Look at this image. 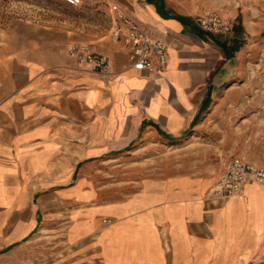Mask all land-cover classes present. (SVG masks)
<instances>
[{"label": "crops", "instance_id": "obj_1", "mask_svg": "<svg viewBox=\"0 0 264 264\" xmlns=\"http://www.w3.org/2000/svg\"><path fill=\"white\" fill-rule=\"evenodd\" d=\"M112 1L164 42L166 69H132L106 27L94 42L107 73L69 58L58 99L47 65L15 61L1 71L0 264H264V183L228 199L213 194L232 158L210 174L101 182L109 165L146 146L173 147L254 98L256 82L244 76L260 32L251 0ZM208 9L235 18L229 35L199 28Z\"/></svg>", "mask_w": 264, "mask_h": 264}, {"label": "rangeland", "instance_id": "obj_2", "mask_svg": "<svg viewBox=\"0 0 264 264\" xmlns=\"http://www.w3.org/2000/svg\"><path fill=\"white\" fill-rule=\"evenodd\" d=\"M112 3L81 0L80 5L71 7L64 0H0V76L15 61L47 65L53 75L51 90L58 99L64 83L63 66L70 61L67 48L73 41L95 44L106 37L107 13ZM249 16L260 29L254 36L257 50L249 57L252 60L244 74L246 83L256 82L254 98H249L248 103L245 100L240 113H219L206 119L197 132L173 147L146 146L120 164L109 165V173L101 174L102 184L115 181L129 185L144 175L162 171L168 174L190 169L195 174H210L239 156L264 161V0H251ZM248 89L251 91V87ZM256 107L263 111L250 114ZM47 217L58 215L53 211ZM53 235L60 239V231ZM23 263L29 264L27 257Z\"/></svg>", "mask_w": 264, "mask_h": 264}, {"label": "built area", "instance_id": "obj_3", "mask_svg": "<svg viewBox=\"0 0 264 264\" xmlns=\"http://www.w3.org/2000/svg\"><path fill=\"white\" fill-rule=\"evenodd\" d=\"M71 7H77L81 0H64ZM108 40L116 44L132 58V69L160 74L167 66L166 46L154 37L136 20L128 16L115 3L110 5L107 15ZM199 28L207 34L229 35L235 25V18L214 10H204L196 18ZM67 56L84 72L93 75H105L108 71L109 58L96 50L92 42H73L66 51ZM155 59L157 65L152 62ZM264 183V168L245 156L232 158L224 165L217 178L213 194L221 199L240 195L246 185Z\"/></svg>", "mask_w": 264, "mask_h": 264}, {"label": "bare ground", "instance_id": "obj_4", "mask_svg": "<svg viewBox=\"0 0 264 264\" xmlns=\"http://www.w3.org/2000/svg\"><path fill=\"white\" fill-rule=\"evenodd\" d=\"M252 186H258L257 184H251ZM236 196H238V195H236ZM233 197H235V196H233Z\"/></svg>", "mask_w": 264, "mask_h": 264}]
</instances>
